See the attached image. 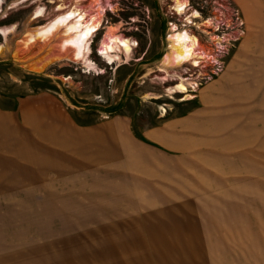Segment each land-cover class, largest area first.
<instances>
[{
  "label": "rangeland",
  "instance_id": "obj_1",
  "mask_svg": "<svg viewBox=\"0 0 264 264\" xmlns=\"http://www.w3.org/2000/svg\"><path fill=\"white\" fill-rule=\"evenodd\" d=\"M72 1L1 0L0 27L14 28L0 33V116L19 120L35 97L53 98L80 124L111 122L107 155L52 174L47 146L21 147L35 159L24 161L6 139L13 128H2L0 264H264V17L249 11L264 1L188 0L199 17L187 28L206 55L197 65L161 61L170 23L185 24L171 0H99L92 70L57 59L58 38L16 60L25 33ZM95 3L81 1L90 12ZM38 5L44 13L31 19ZM107 27L134 40L128 59L99 56ZM46 58L42 71L24 64ZM178 77L195 86L189 98L166 90Z\"/></svg>",
  "mask_w": 264,
  "mask_h": 264
},
{
  "label": "bare ground",
  "instance_id": "obj_2",
  "mask_svg": "<svg viewBox=\"0 0 264 264\" xmlns=\"http://www.w3.org/2000/svg\"><path fill=\"white\" fill-rule=\"evenodd\" d=\"M81 1L82 0H73L70 3L58 2L54 7L56 13L43 24L36 26L33 31L26 32L24 38L17 43L12 54L14 58L24 61L22 54L27 52L34 44L37 42L45 44L46 42L49 43L53 38H58L59 55H57V59L72 58L73 60L80 61L83 66L88 69L94 68L93 63L89 59V52H91L89 44L93 33L101 27V11L103 7L100 1L96 0L95 6L97 7L92 8L93 12H90L91 10L89 11L86 6L82 5ZM171 1L172 9L177 14L184 15L185 24L183 27H179L173 22L170 23L169 32L167 34V39L169 41L168 52L163 55L161 61L168 66H179L186 62L197 65L202 59H205L206 55L203 50L200 49L197 36L192 33L187 26L188 23L193 22V18L199 17V13L196 10H192L188 13V0ZM245 2L249 4L248 0H245ZM247 7L249 6L247 5ZM253 8L255 9V7L251 6L250 9L253 10ZM257 10L261 12L256 11L255 13V10L249 11L252 13L254 19L262 21L264 17V8L257 7ZM43 13L44 7L38 5L32 11L31 19L40 17ZM204 22L208 23V20ZM13 28L14 25L0 27V33L5 36L8 32L12 31ZM258 40L259 39L256 37L252 38L247 45V50L254 49V45ZM133 45H135L134 40L119 33L118 27H107L99 41L97 51L99 56H101L107 64H112L118 63L120 60L119 53H121V56L125 59H128ZM2 51L3 44H0V54ZM51 60L52 58H46L39 62L26 61L24 64L26 63L25 65L31 70L42 71ZM236 76L235 78L237 79L233 80H236V82L240 81L242 74L239 73ZM178 79L179 81L176 85L167 87L166 90L168 92H181L184 94V98H189L188 87H192L193 90L195 86H187L185 79L182 77H178Z\"/></svg>",
  "mask_w": 264,
  "mask_h": 264
},
{
  "label": "crops",
  "instance_id": "obj_3",
  "mask_svg": "<svg viewBox=\"0 0 264 264\" xmlns=\"http://www.w3.org/2000/svg\"><path fill=\"white\" fill-rule=\"evenodd\" d=\"M28 103L29 105L22 106L24 114L19 117V120L14 119L11 114L0 116V131L6 132L2 128L11 126L14 131L7 133L9 136L6 139H17L16 145L19 148L12 151V154L17 156L26 154L27 152L20 150L23 146L28 148H35L38 145L47 146L46 161L51 164L56 162L48 168V172L52 174L61 172L63 176L84 172L99 165L102 158L104 159L102 156L105 152L101 150L100 145L101 140L105 138V133L111 134V122L103 126L80 124L68 112L61 109L57 100L50 97L38 96ZM22 129L23 132H21ZM10 145L11 143H3V146L10 147ZM28 154V156L24 155V161L34 162L32 153ZM105 160L108 162V158Z\"/></svg>",
  "mask_w": 264,
  "mask_h": 264
}]
</instances>
